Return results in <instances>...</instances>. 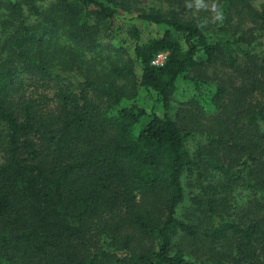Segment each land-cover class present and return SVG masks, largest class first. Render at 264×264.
<instances>
[{
  "label": "trees",
  "instance_id": "16d2710c",
  "mask_svg": "<svg viewBox=\"0 0 264 264\" xmlns=\"http://www.w3.org/2000/svg\"><path fill=\"white\" fill-rule=\"evenodd\" d=\"M154 1L0 0V264H264V5ZM121 11L161 33L115 44Z\"/></svg>",
  "mask_w": 264,
  "mask_h": 264
},
{
  "label": "rangeland",
  "instance_id": "374dc122",
  "mask_svg": "<svg viewBox=\"0 0 264 264\" xmlns=\"http://www.w3.org/2000/svg\"><path fill=\"white\" fill-rule=\"evenodd\" d=\"M251 3L255 9H260L264 5V0H251ZM139 7L143 8H149V7H154V8H162L165 9V5L161 4L157 1L154 0H140ZM130 13V12H129ZM128 12L121 11L119 14V17L117 19H114V22L112 24V41L115 44H121L124 47H130L133 43V40L128 33L129 28L132 23H134L137 28L141 32V39L145 40L150 36H155L161 33V29H159L156 25L146 23L142 20H139L135 18V12H132L129 14ZM213 14V13H212ZM214 15V14H213ZM218 20L219 15H214ZM219 20V21H220ZM237 19L235 17H232L231 19V25H236ZM249 25V24H246ZM242 27L244 26V22L241 23ZM239 32V31H238ZM209 35L210 40H216V39H222L225 40L227 35L229 34L227 32L226 35H223L219 31H214V30H209L207 31ZM238 34V33H237ZM260 40L263 41V38ZM201 56V53H198V57ZM217 73L219 75H222V68H216ZM137 71L139 73V67H137ZM213 70H208V74H212ZM228 74V72H227ZM224 75V74H223ZM213 90L212 86L200 84L197 86L194 84L193 80L187 79V78H181L179 79L177 83V89L173 94V107L171 108L170 112L174 114L177 103L179 101H185L188 100L192 97H196L199 102L204 105L208 106L209 101H210V96H211V91ZM131 105H138L141 108H143L147 114L150 113H156V114H162L163 109H162V104L160 100L157 97V94L154 90L143 87V86H138L137 87V94L133 98H125L121 101L120 106H131ZM112 113H115V110H113ZM145 121L147 117L143 118ZM142 121V123H143ZM139 129V125H135L133 127V134H137ZM206 135L204 133H200L199 131L196 132L194 131L189 137H188V147L190 150H194L196 148V145L198 143H205L206 142ZM186 206V204H184Z\"/></svg>",
  "mask_w": 264,
  "mask_h": 264
},
{
  "label": "built area",
  "instance_id": "2783aa9c",
  "mask_svg": "<svg viewBox=\"0 0 264 264\" xmlns=\"http://www.w3.org/2000/svg\"><path fill=\"white\" fill-rule=\"evenodd\" d=\"M165 57H166V53L165 52H160L154 57V59L151 61V63L153 65H162V63L165 60Z\"/></svg>",
  "mask_w": 264,
  "mask_h": 264
}]
</instances>
